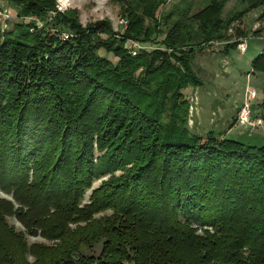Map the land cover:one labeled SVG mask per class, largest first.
Wrapping results in <instances>:
<instances>
[{
	"label": "trees",
	"instance_id": "1",
	"mask_svg": "<svg viewBox=\"0 0 264 264\" xmlns=\"http://www.w3.org/2000/svg\"><path fill=\"white\" fill-rule=\"evenodd\" d=\"M3 1L16 23L0 25V264H264V147L193 135L181 93L198 83L193 54L236 49L229 26L264 0L224 18L232 0L160 16L167 0H120L119 31L56 0ZM252 68L264 74V51ZM8 218L57 245L35 254Z\"/></svg>",
	"mask_w": 264,
	"mask_h": 264
},
{
	"label": "rangeland",
	"instance_id": "2",
	"mask_svg": "<svg viewBox=\"0 0 264 264\" xmlns=\"http://www.w3.org/2000/svg\"><path fill=\"white\" fill-rule=\"evenodd\" d=\"M178 1L167 0L165 7L159 8L157 16H160L161 13L170 12L172 5L178 3ZM234 1H230L225 6L222 13L223 18L231 10ZM119 3L120 0H56L59 11H75L82 25L106 20L110 21L114 31L125 29L124 26H120V21L123 19L126 22V20L122 18L124 14L120 10ZM9 9L8 4L0 0V10L8 13ZM235 9L238 11L244 10L245 5L240 4ZM263 13L264 6L249 11L242 16V19H238L231 24L227 30L230 42L235 40L245 41L246 50L244 53H240L237 48L222 52L224 43L212 42L210 46L193 54L190 64L198 83L188 85L181 90L184 100L189 105L187 128L193 135L205 136L207 133L212 132L216 137L220 136V138L235 140L247 146L264 147V113L261 107L264 99V74L252 68L253 60L261 51H264ZM8 14L13 18L15 17L14 13L9 12ZM13 18L11 22L7 23L6 30L16 23ZM238 31L240 32V38L237 36ZM131 43L126 44L129 49ZM150 46L151 44H148L143 47ZM100 54L106 56L113 63L117 61V58L111 54H106L103 50ZM247 89H251L256 93V97L251 101L250 120L253 123L252 125L240 124L237 120ZM259 120L261 123L258 124ZM119 174L116 173V175ZM107 179L108 176L95 181L92 188L84 194L82 203H88L92 190ZM0 197L9 199L8 196L2 193H0ZM109 213H100L95 217L101 218L105 214L109 215ZM7 222L17 234L24 238L26 245L37 246L33 248L35 254L44 251L45 247L57 245V241L41 236H30L15 218H8ZM83 225L79 224L80 227ZM69 226L72 233L79 228L77 225Z\"/></svg>",
	"mask_w": 264,
	"mask_h": 264
},
{
	"label": "built area",
	"instance_id": "3",
	"mask_svg": "<svg viewBox=\"0 0 264 264\" xmlns=\"http://www.w3.org/2000/svg\"><path fill=\"white\" fill-rule=\"evenodd\" d=\"M12 16L8 14L7 12L0 10V25H4L6 21L12 20ZM26 20L30 22H35V24L40 27L41 23H39L35 18L32 17H26ZM120 26H126V22L122 19L120 21ZM130 49H131V54L135 55L138 49H146L147 47H140L137 43H131L130 44ZM237 49L239 50L240 53H244L246 49V44L244 41L240 42V44L237 46ZM256 97L255 91L251 89H247L245 92V99L244 103L239 109L238 115H237V120L240 122V124H249L252 125L253 123L250 120L251 116V101L254 100ZM258 124L261 123L259 120L257 122Z\"/></svg>",
	"mask_w": 264,
	"mask_h": 264
}]
</instances>
